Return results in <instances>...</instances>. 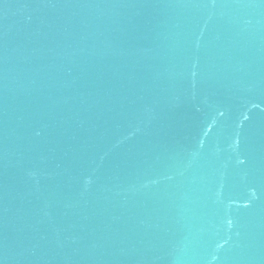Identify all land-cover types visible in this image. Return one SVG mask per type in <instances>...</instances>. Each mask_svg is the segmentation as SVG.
Masks as SVG:
<instances>
[{
  "label": "water",
  "instance_id": "water-1",
  "mask_svg": "<svg viewBox=\"0 0 264 264\" xmlns=\"http://www.w3.org/2000/svg\"><path fill=\"white\" fill-rule=\"evenodd\" d=\"M0 264H264V0H0Z\"/></svg>",
  "mask_w": 264,
  "mask_h": 264
}]
</instances>
